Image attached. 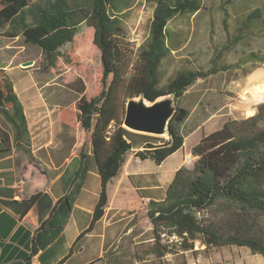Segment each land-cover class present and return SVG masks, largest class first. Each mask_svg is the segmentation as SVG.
Returning <instances> with one entry per match:
<instances>
[{
    "label": "trees",
    "instance_id": "16d2710c",
    "mask_svg": "<svg viewBox=\"0 0 264 264\" xmlns=\"http://www.w3.org/2000/svg\"><path fill=\"white\" fill-rule=\"evenodd\" d=\"M116 1L0 0V25L8 18L10 33L21 35L26 44L39 47L48 67H54L61 57L59 49L66 40L64 30L82 24L93 30V44L100 52L102 89L88 101L80 98L76 108L83 128L92 127L91 159L101 180V192L85 233L102 217L108 202L107 183L119 175L131 150L141 149L135 154L137 158L160 165L184 143L180 127L188 118L187 109L176 102L169 137L163 140L123 128L126 100L143 95L153 102L168 94H175L178 100L198 80L234 67L212 64L206 70L179 71L166 87L160 88V62L170 53L167 23L177 15L197 12L200 2L148 0L154 4L148 40L140 49L133 73L129 74L119 46L121 29ZM254 18H260L259 9L248 15L249 21ZM243 60L264 65V54L250 53ZM0 115L10 124L15 142L28 139L23 106L7 76L0 81ZM0 139L4 143L9 140L3 132ZM191 154L197 158L193 167H182L175 173L164 201L149 203L147 218L154 242L151 254L161 259L173 246L187 252L198 244L204 249L246 248L264 259V104L257 107L254 116L229 120L220 129L202 136ZM81 156L85 157L83 153ZM37 199L38 195L29 203ZM163 237L167 238L164 245Z\"/></svg>",
    "mask_w": 264,
    "mask_h": 264
},
{
    "label": "rangeland",
    "instance_id": "374dc122",
    "mask_svg": "<svg viewBox=\"0 0 264 264\" xmlns=\"http://www.w3.org/2000/svg\"><path fill=\"white\" fill-rule=\"evenodd\" d=\"M200 9L194 13L177 15L168 21L167 46L170 53L160 62V88L166 87L179 71L206 70L212 64L234 65L228 72L198 80L184 95L176 100L180 107L190 112L196 109L180 128L195 124L205 111L217 116L207 122L204 128L197 129L186 139V147L191 146L204 135L221 128L218 119L241 120V113L248 108L260 105L251 104V95L241 98V90L246 78L254 72H264V65L251 60H243L250 53L264 54V0H199ZM255 9L260 10V18L248 20ZM154 4L148 0H117L116 14L120 17V49L128 65L129 74L133 73L138 62L140 49L148 40L149 25ZM9 19L0 25V81L7 76L14 85L16 93L32 122L41 109L30 111L35 82L49 104L61 108L68 107L73 121V112L80 98L88 101L97 96L102 89V66L100 52L93 44V30L86 24L64 30L66 40L59 49L61 55L54 67H48L42 51L37 46L26 44L21 35L12 34L8 29ZM224 47H226L225 50ZM33 61V66L22 68L21 64ZM10 69L9 73L5 70ZM8 71V70H7ZM239 83L241 88L235 87ZM41 101L43 97L40 98ZM43 102V101H42ZM226 105V107H224ZM231 105V106H230ZM79 114V112H77ZM228 113V116L225 114ZM225 114V116H224ZM9 123L0 115V126L9 130ZM43 123L34 125L37 132ZM204 134V135H203ZM168 137L163 140H167ZM72 166V165H71ZM145 172H151L156 179L172 180L167 172V164L157 169L152 162H143ZM193 167V164L190 168ZM153 173L157 174L155 176ZM163 192V191H162ZM149 192L132 193L130 203L140 207ZM144 231L147 229L143 228ZM148 235L146 234L145 237ZM129 246L127 256L121 257L116 264H264V259L251 254L246 248L220 247L204 249L195 244L193 251L180 252L175 246L161 259L151 254L152 241ZM161 243H167L163 237Z\"/></svg>",
    "mask_w": 264,
    "mask_h": 264
},
{
    "label": "crops",
    "instance_id": "0c3cea01",
    "mask_svg": "<svg viewBox=\"0 0 264 264\" xmlns=\"http://www.w3.org/2000/svg\"><path fill=\"white\" fill-rule=\"evenodd\" d=\"M32 89L35 93L31 97L38 101L31 103L30 111L41 112L30 122L13 85L23 106L28 139L15 142L11 126L9 130L0 126V132L9 138L7 143L0 139V264H26L29 258L30 264H116L121 257L128 258L130 245L134 249L136 241H151L149 203L164 201L172 180L156 179L145 172L143 162L155 163L137 158L135 154L141 149L131 150L119 175L107 183L108 202L102 217L85 233L101 192V180L91 159L92 127L83 128L76 107L73 112L77 119L73 121L68 107L49 104L37 82ZM208 112L186 131L180 128L182 148L160 165L155 164L157 169L167 164L172 179L180 168L191 169L186 157L190 156L194 164L197 158L191 149L202 136L187 148L186 139L216 120L217 116ZM218 120L221 127L229 121ZM41 123L43 127L32 132L31 128ZM144 190L150 194L137 208L129 199L133 191ZM36 195L38 199L30 204Z\"/></svg>",
    "mask_w": 264,
    "mask_h": 264
},
{
    "label": "water",
    "instance_id": "95a60500",
    "mask_svg": "<svg viewBox=\"0 0 264 264\" xmlns=\"http://www.w3.org/2000/svg\"><path fill=\"white\" fill-rule=\"evenodd\" d=\"M33 66V61L21 64L22 68ZM176 96L168 94L153 102L143 95L130 97L125 103L122 126L124 129L142 135L165 138L169 137V123L176 112Z\"/></svg>",
    "mask_w": 264,
    "mask_h": 264
},
{
    "label": "clouds",
    "instance_id": "9594fccd",
    "mask_svg": "<svg viewBox=\"0 0 264 264\" xmlns=\"http://www.w3.org/2000/svg\"><path fill=\"white\" fill-rule=\"evenodd\" d=\"M235 87L241 88V85L237 83ZM248 94L251 95V104H264V72H254L246 78L241 90V98L246 100ZM255 114V108H248L241 113V117L247 119Z\"/></svg>",
    "mask_w": 264,
    "mask_h": 264
},
{
    "label": "built area",
    "instance_id": "2783aa9c",
    "mask_svg": "<svg viewBox=\"0 0 264 264\" xmlns=\"http://www.w3.org/2000/svg\"><path fill=\"white\" fill-rule=\"evenodd\" d=\"M186 163L187 164H193L192 159L190 156L186 157Z\"/></svg>",
    "mask_w": 264,
    "mask_h": 264
},
{
    "label": "bare ground",
    "instance_id": "6f19581e",
    "mask_svg": "<svg viewBox=\"0 0 264 264\" xmlns=\"http://www.w3.org/2000/svg\"><path fill=\"white\" fill-rule=\"evenodd\" d=\"M166 138V137H165Z\"/></svg>",
    "mask_w": 264,
    "mask_h": 264
}]
</instances>
